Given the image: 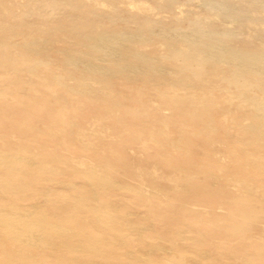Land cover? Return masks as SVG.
Here are the masks:
<instances>
[{
  "label": "rangeland",
  "instance_id": "obj_1",
  "mask_svg": "<svg viewBox=\"0 0 264 264\" xmlns=\"http://www.w3.org/2000/svg\"><path fill=\"white\" fill-rule=\"evenodd\" d=\"M108 1L0 0V48L17 52L0 65V264H264V222L252 226L244 211L256 205L246 183L263 181V193L264 174L245 160L246 144L208 132L223 126L220 113L175 106L178 98L130 68L125 78L98 76L67 58L92 49L85 35L100 22L138 30L133 14L147 12L135 4L150 11L156 34L200 18L240 50L264 51V5L216 0L218 16L203 0H122L115 13ZM156 34L140 30L117 52L136 58L135 47L164 65L167 46ZM40 44L67 53L37 52ZM181 87L186 97L201 88ZM19 218L49 245L31 246L34 238L9 224Z\"/></svg>",
  "mask_w": 264,
  "mask_h": 264
},
{
  "label": "bare ground",
  "instance_id": "obj_2",
  "mask_svg": "<svg viewBox=\"0 0 264 264\" xmlns=\"http://www.w3.org/2000/svg\"><path fill=\"white\" fill-rule=\"evenodd\" d=\"M77 2L83 4V0H77ZM108 2L114 13L120 7L119 4L123 3L122 0H109ZM174 2L175 0L171 1L169 6ZM133 4L131 3L130 6L134 11ZM202 4L208 11L220 15L222 7L216 0H203ZM260 5H264V0L260 1ZM134 7L138 11L147 12L143 15L144 17L136 13L133 14L136 19L140 18L138 30L124 32L103 26L100 22V24L95 25V30H93L95 28L93 27L85 35L92 49L87 50L80 56L67 55L68 60H71L74 65H82L84 69L98 76L108 73L109 75L125 78L127 70L130 68L139 81H144L148 85L157 88L158 93L162 92L161 89L164 87L163 93L169 95L167 98H178L175 106L190 102L197 107H200V104L209 110L214 108L220 113V117H223L220 120L223 126L219 130L209 128L208 132L211 134L217 133L222 139L231 138L246 144L245 149L242 151L245 160L248 159L247 163L251 168L260 170L264 174V51L240 50L234 43L226 40L228 31H219L211 23L208 24L200 18L191 21L190 28L186 31L180 30V28L163 29L159 34H156L154 21L152 22V19L149 18L150 11L144 8L143 5L135 4ZM107 16L108 18L114 17L112 15ZM195 26L204 29L195 28ZM140 30L155 33L156 36L165 41L167 51L161 55V58L167 60L164 65H158L154 56L143 53L135 47H133V51H137H135L136 58L120 55L117 52L116 47L120 43L119 40L140 37ZM36 50L41 53L49 51L50 55L55 50L67 53L66 49L54 48L49 44H40L36 47ZM12 52L17 54L16 51ZM12 52L7 47L0 48V65H2V68L12 64L10 62L15 57ZM189 69L196 71V79L191 77ZM103 81L105 82L104 79H98L99 84H102ZM186 84L199 85L201 87L200 91L196 95H189V97L179 95L178 90L181 91V86ZM229 123L238 125L230 127L228 126ZM137 170L138 174L144 175V168L138 166ZM152 173L157 176L164 175L157 167L153 168ZM176 177L177 174H173L169 179L174 181ZM257 183L251 181L245 185L247 198L252 201L256 199V205L244 207V211H246V215H250L251 225L254 227L264 222V200L259 199V195L264 196V190L263 193H259L261 190H257L256 187V185L262 187L263 181L258 180ZM137 191L145 195L144 190L137 189ZM23 221L22 218L14 219L9 224L25 232L28 239L34 238L29 243L31 246L43 248L49 245L48 242L38 239L37 232L39 229L37 227L24 226L22 225ZM262 227H264V224ZM252 237L257 236L252 235ZM259 237L264 239V236ZM92 243L94 245L91 247L96 255L106 257L108 252L107 249L100 246L102 242L93 241Z\"/></svg>",
  "mask_w": 264,
  "mask_h": 264
}]
</instances>
